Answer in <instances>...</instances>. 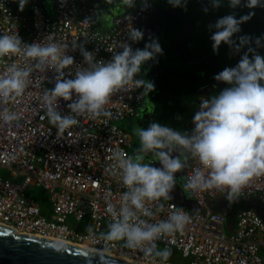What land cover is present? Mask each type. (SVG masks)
Wrapping results in <instances>:
<instances>
[{
    "label": "clouds",
    "instance_id": "obj_1",
    "mask_svg": "<svg viewBox=\"0 0 264 264\" xmlns=\"http://www.w3.org/2000/svg\"><path fill=\"white\" fill-rule=\"evenodd\" d=\"M28 2L18 0L19 10L23 11ZM120 3L124 8L136 6V0H120ZM168 3L173 7L186 8L187 0H168ZM221 3L222 0H211L213 8H219ZM44 6L50 9V5ZM228 6L236 9L241 6V0H228ZM243 6L249 9L264 7V0H245ZM204 11L208 9L204 8ZM101 13L104 11L95 12L93 16L97 26L101 22L96 16ZM252 15L254 13L237 18L234 13L228 14L209 25L210 29H215L210 37L214 53L218 52L222 42L236 52L245 45L249 47L235 66L225 67L214 76L216 81L228 87L218 94L201 98L192 117L194 127L180 131L153 121L147 128L135 129L139 146L134 155L120 151L113 154L119 182L126 190L122 192L118 203L111 198L106 199L105 212L110 218L106 230L97 235L96 227L88 225L86 231L90 237L102 242H122L126 248L137 250L145 257L158 259L159 264H167L172 249H160L157 241L182 233L192 218L183 209H178L166 219L156 220L157 214L164 210V204L159 203L155 209L150 205L172 199L170 194L176 186V174L182 172L190 160H195L199 166L193 169L184 184L185 171L181 175L183 192L226 190L225 198L235 202L254 179L264 177V56L250 46L251 37L240 36L239 43L233 39L234 34L241 31V25ZM144 36L143 30L132 26L128 28L127 41L136 43L143 40ZM261 39H255L258 47H264ZM46 40V43L44 40L26 43L18 33L0 34V58L22 56L25 61L32 62L26 67L13 62L0 74V103L22 97L34 70H51L55 74V84L44 91L41 99L46 118L56 128L58 135L77 126V117L85 114L92 119H111L113 114L106 105L120 91L142 89L140 95H146L148 100L146 109L149 106L148 94L155 89V84L137 77L142 65L149 60L156 62L158 55L163 54L157 38L149 37V42L142 49H133L129 42H123L119 45L122 51L114 52L108 61L97 60L94 52L88 51L83 43L73 42L71 49L79 50L87 65L77 66L74 74L71 70L66 71L74 65V57L67 54L68 46L56 42L52 35H48ZM85 40L88 38L85 37ZM249 53L252 54L251 58ZM61 100L68 102L67 113L60 110ZM18 118L15 111L7 108L0 111V120L5 124L11 125ZM252 198L240 199L247 201ZM246 207L259 210L254 204ZM52 247L60 251L63 245L57 243ZM100 258L103 260L102 254Z\"/></svg>",
    "mask_w": 264,
    "mask_h": 264
},
{
    "label": "built area",
    "instance_id": "obj_2",
    "mask_svg": "<svg viewBox=\"0 0 264 264\" xmlns=\"http://www.w3.org/2000/svg\"><path fill=\"white\" fill-rule=\"evenodd\" d=\"M82 4L81 0H49L48 9L39 0H29L20 11L18 0H0V34L18 33L26 43H46V37L52 35L56 42L66 44L67 54L74 57V65L66 69L73 74L77 66H87L79 50L71 49L73 42L80 41L94 52L97 60L104 61L122 51L119 45L123 42H129L133 49L141 48V41H127L128 28H139L136 13L127 10L108 17L101 13L96 16L99 22L104 20L109 25L97 26L93 20L95 12ZM13 62L22 67L32 63L22 56L0 58V74ZM54 75L51 70H34L22 97L0 103V111L7 108L19 117L11 125L0 120V223L21 233L87 244L101 251L106 248L105 252L144 264H159L158 259L145 257L124 247L122 242H102L86 231L88 225L96 227L97 235L105 231L102 222L110 219L105 212L106 199L118 203L126 190L119 182L113 154L120 151L134 155L137 148L132 133L118 122L140 116L148 104L146 95H140L142 89L117 92L106 105L113 114L111 119H92L85 114L77 117V126L58 135L46 118L41 99L44 91L54 86ZM137 78L143 77L140 74ZM67 103L60 101L64 113L69 111ZM198 166L195 160L189 161L183 184ZM4 169L10 177L1 173ZM34 185L48 190L50 216L28 195ZM224 191H184L198 209L175 199L150 205L155 209L159 203L164 204L156 220L166 219L178 209L192 218L182 233L157 241V246L178 250L183 258L190 259L188 264H264V216L255 207H245L237 211L230 223L209 204L211 199L225 195ZM254 196L264 200V177L254 179L240 198ZM167 264L181 263L169 258Z\"/></svg>",
    "mask_w": 264,
    "mask_h": 264
},
{
    "label": "flooded vegetation",
    "instance_id": "obj_3",
    "mask_svg": "<svg viewBox=\"0 0 264 264\" xmlns=\"http://www.w3.org/2000/svg\"><path fill=\"white\" fill-rule=\"evenodd\" d=\"M83 2L94 12L104 11L107 17L125 10L133 11L137 14L139 29L145 33L144 39L141 40V49L144 48L145 43L149 42V37L157 38L163 49V54L158 55L156 62L149 60L142 65L141 76L153 81L155 89L148 94L151 116L140 118L142 122L139 128H147L151 122L155 121L175 130H191V117L197 105L199 107L201 98L218 94L222 90L214 79L215 75L208 61H187L177 49L182 44L184 51L190 56L211 54L216 57L221 70L235 66L244 52L248 51L249 45H245L239 52H236L222 42L218 52L214 53L213 41L210 37L215 29H210L209 25L214 24L218 18L233 13L237 18L254 13L248 21L241 25V31L234 34L233 39L239 43L240 36L251 37L250 46L264 56V47H258L255 44L257 37H261V44H264V7L249 9L243 6L245 0H241V6L236 9L228 6V0H222L219 8H213L211 0H187L186 8L173 7L168 0H136V6L133 8L122 7L120 0H111V2L83 0ZM204 8L208 11L205 12ZM185 31H188V34L184 37ZM182 36L183 40H181ZM251 55L249 53L250 58ZM162 89H165V92L169 89L171 91L166 98L164 96L169 105L165 114L157 112L153 105V97L158 93H163ZM134 141L135 147L138 148L139 145L135 139ZM186 168L181 172L182 174ZM195 207L189 208L198 209L196 205ZM217 208L227 209L219 208V205Z\"/></svg>",
    "mask_w": 264,
    "mask_h": 264
},
{
    "label": "water",
    "instance_id": "obj_4",
    "mask_svg": "<svg viewBox=\"0 0 264 264\" xmlns=\"http://www.w3.org/2000/svg\"><path fill=\"white\" fill-rule=\"evenodd\" d=\"M184 16V15H183ZM186 17V16H184ZM96 21V20H95ZM190 26V24H189ZM188 31L183 33L187 36ZM181 37V40L184 37ZM178 52L187 61L199 62L208 61L212 67L214 75L218 74L221 67L211 54L202 56L188 55L180 44ZM219 87H228L223 82H218ZM222 212L227 216L230 210L224 209ZM62 244L63 248L57 251L53 244ZM103 255V260L100 256ZM0 264H144L142 262H131L113 256L97 249H88L80 244L67 242L51 237L18 232L11 226L0 223Z\"/></svg>",
    "mask_w": 264,
    "mask_h": 264
},
{
    "label": "crops",
    "instance_id": "obj_5",
    "mask_svg": "<svg viewBox=\"0 0 264 264\" xmlns=\"http://www.w3.org/2000/svg\"><path fill=\"white\" fill-rule=\"evenodd\" d=\"M40 1V3L41 4H43V5H49V0H39ZM101 25L100 26H107V22H105L104 20H101ZM167 94H171V91H170V89L169 90H167V92H166V95ZM167 96H165V98H166ZM153 105H155L154 104V102H153ZM148 107H150V104H149V106ZM148 107H147V109L144 111V113H142L141 114V116L140 117H134V118H131V119H122L121 121H123V128H125V129H127L129 132H131L132 133V135H133V140L135 139L136 140V143H137V145H139L138 143H139V139H138V137L135 135V129H137V128H139V126H140V124H141V122H142V120L140 119V118H147V116H151V107L148 109ZM197 107H198V105H197ZM197 107H196V109H195V111H194V114H195V112L197 111ZM145 116V117H144ZM194 116V115H193ZM148 118H150V117H148ZM192 118V117H191ZM191 123V124H190ZM190 123H187V124H190L191 126H192V128L194 127V125H193V123H192V120H191V122ZM186 125V124H185ZM134 143H135V141H134ZM178 174V173H177ZM176 174V186H175V188H174V190L171 192V196H172V199H175L177 202H179V203H182V201H183V197L179 194V196L178 195H175L174 194V191L176 190V187H182L181 185L182 184H180V178H179V176ZM179 180V181H178ZM181 181H182V179H181ZM182 194V193H181ZM253 199V204H254V206H256V207H258L259 208V210L264 214V201H261L260 199H259V197L258 196H256V197H253L252 198ZM239 200H243V199H240L239 198ZM250 202V201H249ZM251 203V202H250ZM209 204H210V207H212L213 209H216V210H218V208H217V205H219V208H228V210H230V212H228L229 214H228V221L231 223L232 222V219L234 218V216L236 215V213H237V211H238V209L240 208L239 207V205H236V201L235 202H229L226 198H225V196L223 195V196H218V197H216V198H213V199H211L210 201H209ZM237 204H238V202H237ZM249 205V204H248ZM191 208H196L195 207V204L193 203V205L192 206H190ZM219 211H221V210H219Z\"/></svg>",
    "mask_w": 264,
    "mask_h": 264
},
{
    "label": "rangeland",
    "instance_id": "obj_6",
    "mask_svg": "<svg viewBox=\"0 0 264 264\" xmlns=\"http://www.w3.org/2000/svg\"><path fill=\"white\" fill-rule=\"evenodd\" d=\"M118 124L123 127V121H119ZM156 166H159L158 162H155ZM3 175H6L8 177H10V175L8 174V170L4 169L2 172H1ZM180 173V174H179ZM177 175L179 176V180H180V184H181V175H183L181 172H179ZM182 186V185H181ZM182 188V187H181ZM28 195L31 196V197H34L41 205L42 207V210H43V213L47 216H50L51 214V204H50V199H49V192L47 189H45L44 187L42 186H37V185H34L32 186L29 190H28ZM182 192L180 191L179 187H176V190L174 191V194L175 195H178L179 194L182 196L181 194ZM251 203H250V202ZM247 202H249V204H253V199H249L247 200ZM182 203H184L185 205H187L188 207L192 206L193 203L188 199H184L183 198V201ZM106 222H102V225H103V229L106 230ZM160 249H163L162 246L159 247ZM172 249V248H171ZM171 259H173L174 261L176 262H179L181 264H188L190 259H185L182 257V255L179 253L178 250H175V249H172V255L170 257Z\"/></svg>",
    "mask_w": 264,
    "mask_h": 264
},
{
    "label": "trees",
    "instance_id": "obj_7",
    "mask_svg": "<svg viewBox=\"0 0 264 264\" xmlns=\"http://www.w3.org/2000/svg\"><path fill=\"white\" fill-rule=\"evenodd\" d=\"M163 93H158L156 96L153 97V101L155 103V109L157 112H161L165 114V111L168 109L169 105L167 103V101H165L164 96H166V92L165 89H162ZM162 98H163V102H162ZM163 117V116H162ZM135 147V145H134ZM136 148V147H135ZM180 191L182 192V197L184 199L187 198L186 194L183 192V188H180ZM238 202V204H237ZM249 204V202H247L246 200H236V205H239V207H246Z\"/></svg>",
    "mask_w": 264,
    "mask_h": 264
},
{
    "label": "bare ground",
    "instance_id": "obj_8",
    "mask_svg": "<svg viewBox=\"0 0 264 264\" xmlns=\"http://www.w3.org/2000/svg\"><path fill=\"white\" fill-rule=\"evenodd\" d=\"M81 246H84V247H86V248H88V249H93V248L89 247L87 244H86V245L84 244V245H81ZM100 251H101V250H100ZM104 252H105V251H104ZM107 253H108V252H107ZM110 254H111V253H110ZM112 255H113V256H116V257H119V258H122V259L127 260V261L137 262V261H135V260H133V259L127 257V256L121 255V254L112 253Z\"/></svg>",
    "mask_w": 264,
    "mask_h": 264
}]
</instances>
